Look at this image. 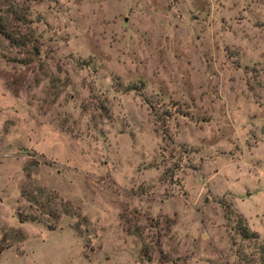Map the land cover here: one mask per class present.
<instances>
[{
    "label": "rangeland",
    "instance_id": "1",
    "mask_svg": "<svg viewBox=\"0 0 264 264\" xmlns=\"http://www.w3.org/2000/svg\"><path fill=\"white\" fill-rule=\"evenodd\" d=\"M0 18V264H264V0Z\"/></svg>",
    "mask_w": 264,
    "mask_h": 264
},
{
    "label": "trees",
    "instance_id": "2",
    "mask_svg": "<svg viewBox=\"0 0 264 264\" xmlns=\"http://www.w3.org/2000/svg\"><path fill=\"white\" fill-rule=\"evenodd\" d=\"M0 33L5 36V37H8L9 39H12L10 38V36L8 35V32L6 30V27L5 25L3 24V21L1 20L0 18ZM236 229L238 231V234L243 238V239H257V235L256 233L254 232H251L248 230L247 226L245 224H242L241 222V219L238 218V221H237V224H236ZM264 243V242H262ZM2 250V247L0 245V251Z\"/></svg>",
    "mask_w": 264,
    "mask_h": 264
}]
</instances>
